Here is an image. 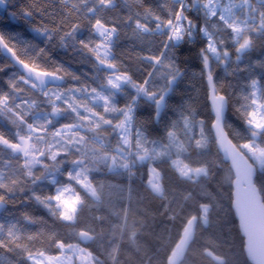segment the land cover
Segmentation results:
<instances>
[{
    "label": "snow or ice",
    "instance_id": "6c2138e0",
    "mask_svg": "<svg viewBox=\"0 0 264 264\" xmlns=\"http://www.w3.org/2000/svg\"><path fill=\"white\" fill-rule=\"evenodd\" d=\"M7 3L0 0V5ZM54 3L49 9L31 0L10 13L13 20L28 24L33 39L41 38L38 43L0 33V51L10 54V66L17 67L7 80L9 90H0V117L9 125L0 129V210L27 191L21 203L43 208L53 224L75 226L93 208L99 212L106 201L111 204L105 189L116 186L93 183L101 172L128 178L127 187L119 189L127 206L112 213L115 223L92 215L100 230L87 226L74 231L75 243L50 228L47 238L59 255L36 248L43 233L25 230V225L46 223L43 218L27 212L18 219L5 218L0 220V249L16 251L21 264H122L121 245L126 243L137 254L129 264H157L158 250L165 247L163 264H178L201 243L207 228L216 227L222 208L219 193L209 187L226 180L236 189L241 252L254 264H264V56L249 59L256 42L264 41V0ZM122 40H131L134 58L144 68L137 65L132 71L123 62L118 51ZM52 48L80 56L91 72L82 79L52 58ZM194 50L200 78L211 94V135L192 96L172 103L186 76L181 66ZM218 68L226 77L238 78V91L231 83L225 87ZM230 110L246 132L236 134L237 144L224 132L232 127ZM142 111L147 112L143 120ZM213 145L223 152L219 164L211 159ZM224 164L222 180L217 173H225ZM142 169L148 176L147 195L132 187ZM157 216L180 222L174 247H168L165 229L153 232L158 247L142 248L140 238ZM92 245L99 254L89 251ZM202 249L215 264H228L207 244Z\"/></svg>",
    "mask_w": 264,
    "mask_h": 264
},
{
    "label": "trees",
    "instance_id": "16d2710c",
    "mask_svg": "<svg viewBox=\"0 0 264 264\" xmlns=\"http://www.w3.org/2000/svg\"><path fill=\"white\" fill-rule=\"evenodd\" d=\"M31 0H9V3L5 4V8L0 7V33L3 34H12L20 35L22 38L33 40V42H39L41 38H35V34L29 30L27 23H22L19 20H13L10 16L12 12H18L20 8H26ZM41 6L44 8L52 9L56 7L54 0H40ZM146 2L151 3L153 0H146ZM37 20H40V17H37ZM147 39L150 40V37ZM152 39V38H151ZM12 43H15L13 41ZM257 47L250 54L249 59L255 60L258 57L264 56V41H257ZM43 46V45H41ZM139 49H137L138 51ZM121 55L123 62L130 68L132 71H135L136 66L139 65L138 60L134 58V53L132 49L131 40H122L121 47L118 49ZM20 54L19 52L17 53ZM51 56L54 60H57L65 64V67H68L72 72H75L77 75H81V78L85 77L82 75L85 72L90 73L91 67L90 64L82 62V59L78 55L66 54L63 50L52 48ZM23 58V57H21ZM187 62L183 64L182 71L186 72L185 79L180 85L175 97L172 100L173 104H178L181 101V98L187 100L189 96H192L195 100V107L198 111L199 118L205 121V132L211 135L210 127L214 122L213 116L211 113V106H209V92L206 91V83L200 78L201 65L199 59L195 55V50L191 54H186ZM27 62V61H26ZM0 67H3L5 70L0 72V90L8 91L9 85L7 80L11 78V74L17 71V67L10 66V59L5 57L3 51H0ZM140 68H144V65H139ZM139 73H136L134 78H139ZM216 75L219 76L225 87L229 83L235 85L236 87L233 91H238V78L235 76H225L223 69L218 68L216 70ZM243 73L239 79L243 78ZM91 83V81H88ZM29 95L31 93H28ZM123 101H121V104ZM140 119L143 120L147 116L146 111H142L140 114ZM228 123L231 124V128L226 127L228 137L231 138L233 144H237L238 137L237 133L245 134V129L240 121V119L230 110L228 113ZM151 127V126H150ZM163 127L162 125L160 126ZM9 128L8 122L5 118L0 117V129L7 130ZM162 134V133H159ZM241 143L244 141H240ZM193 157L195 153L193 152ZM223 158L221 153H217L216 147L212 146V155L211 159L216 161L219 164L220 160ZM3 159L7 160L8 157L5 155ZM225 173H217L218 176L223 180V176L226 174L228 164H224ZM259 171L257 175L259 176ZM147 173L145 170H140L137 176L134 178V187L138 192L147 195L145 193V186L147 184ZM96 181L104 182L105 184H110L116 186L112 189H105L106 195L110 192L108 197L111 200V204H108L107 201L105 206L101 207L100 211L97 212L95 208L92 209L91 213H85L80 217L79 222L72 226L70 222L60 223L57 222L53 224L52 219L48 216L47 212L36 205L35 203L29 201L27 204L21 203L25 196L28 195L27 191L19 194L18 196L12 198L7 204L6 209L3 214L0 216V220L5 218L7 219H18L20 215L24 212L29 213L34 217H41L46 223L35 224V225H25V230L28 233L36 234L43 233L39 240L36 242V248L45 250L46 255H59V252L51 247L50 241L47 238V233L50 228H55L59 238L75 243L73 239V233L76 230L83 229L87 226H92L97 228V231L100 230L101 226L98 225L91 217L92 215H103L107 218L108 221L113 223L116 222V218L112 213L114 211H119L121 207L127 206L126 201L121 200L123 195L119 189L122 187H127L129 181L126 176H115L111 173L101 172L94 175L93 183ZM175 186V180L170 181ZM233 185H229L226 180H223L222 186L216 183H212L209 187V191L219 193V207L222 208V211H219L218 223L214 228H207L203 233V238L200 244H198L194 251L191 253H186V258L181 264H215L214 260L211 257L202 255V245L207 244L210 248L214 249V254L221 257V259L227 260L228 264H250L246 259V255L241 252V238L242 233H240L239 223L236 220L235 213L232 210L233 201H232V190ZM259 182H257V187H259ZM77 191L80 192V195L83 196V192L77 188ZM177 197L179 196V190L177 189L174 193ZM155 203H158L156 201ZM148 207H153V204H149ZM192 212H195V208L190 209ZM211 218V217H210ZM105 230L107 229V224L104 225ZM165 229L167 236V245L168 247H174L176 243L179 242V232L181 231L180 222L176 221L169 223L164 219V217L157 216L154 222H150V228L145 230V235L140 238V244L142 248L154 249L158 247V242L155 238L153 232H163ZM139 230V229H138ZM219 237V239H217ZM223 241H226L224 243ZM27 243V241H26ZM31 246V245H29ZM129 250L130 257L122 256V264H129V261L135 262L137 259V254L129 247L126 243L121 245V251ZM89 251H93L94 254H99L97 251V246L92 245L89 247ZM168 252V248H159L157 264H163L165 255ZM142 254V253H141ZM127 258V259H125ZM101 259H105L101 255ZM0 261H3V264H21V260L16 251H9L7 249H0Z\"/></svg>",
    "mask_w": 264,
    "mask_h": 264
},
{
    "label": "water",
    "instance_id": "95a60500",
    "mask_svg": "<svg viewBox=\"0 0 264 264\" xmlns=\"http://www.w3.org/2000/svg\"><path fill=\"white\" fill-rule=\"evenodd\" d=\"M0 6H1L2 8H5V5H0ZM3 53H4V55H5L6 58L8 57V58L10 59V54L6 53L5 51H3ZM208 96H209V106H211V113H212V116H213L211 94L209 93ZM213 123H214V122H213ZM213 123H212V124H213ZM224 132L227 134L226 127L224 128ZM227 139H228V140H231V138L228 137V134H227ZM231 141H232V140H231ZM232 143H233V142H232ZM220 153H221V155L223 156V152L221 151ZM249 162L251 163V161H249ZM232 190H233V195H232L233 207H232V210H233V212L235 213L236 220H237V222H238L239 225H240V216H239V213H238L237 209H236L235 206H234V198H235V195H236V189H235L234 186H232ZM5 209H6V207H5L3 210H0V216L3 214V212H4ZM239 229H240V227H239ZM240 233H242V232L240 231ZM242 236H243V233H242ZM178 243H179V242H178ZM185 258H186V253H185L184 257L182 258V261H181V262H178V264H181V263L184 261ZM247 260H248V262H249L250 264H254V262L251 261L250 259H247Z\"/></svg>",
    "mask_w": 264,
    "mask_h": 264
},
{
    "label": "rangeland",
    "instance_id": "374dc122",
    "mask_svg": "<svg viewBox=\"0 0 264 264\" xmlns=\"http://www.w3.org/2000/svg\"><path fill=\"white\" fill-rule=\"evenodd\" d=\"M149 26L151 27V25H149ZM151 38H152V37H150V39H151ZM65 196H66V198L69 199V200L73 199L71 193H66ZM122 253H123V256H125V257H130V251H129V250H123ZM48 255H49V254H48Z\"/></svg>",
    "mask_w": 264,
    "mask_h": 264
},
{
    "label": "flooded vegetation",
    "instance_id": "af4514ba",
    "mask_svg": "<svg viewBox=\"0 0 264 264\" xmlns=\"http://www.w3.org/2000/svg\"><path fill=\"white\" fill-rule=\"evenodd\" d=\"M1 7V6H0Z\"/></svg>",
    "mask_w": 264,
    "mask_h": 264
}]
</instances>
